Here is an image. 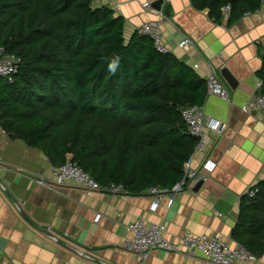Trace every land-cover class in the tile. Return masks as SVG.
<instances>
[{
  "label": "trees",
  "instance_id": "obj_1",
  "mask_svg": "<svg viewBox=\"0 0 264 264\" xmlns=\"http://www.w3.org/2000/svg\"><path fill=\"white\" fill-rule=\"evenodd\" d=\"M97 0H0V47L21 59L0 77V126L41 150L55 167L68 156L98 184L139 194L172 189L196 150L183 110L204 105L206 80ZM221 23L264 0H192ZM118 61L115 71L109 65ZM264 95L263 66L258 72ZM241 199L234 238L264 254V180Z\"/></svg>",
  "mask_w": 264,
  "mask_h": 264
},
{
  "label": "crops",
  "instance_id": "obj_2",
  "mask_svg": "<svg viewBox=\"0 0 264 264\" xmlns=\"http://www.w3.org/2000/svg\"><path fill=\"white\" fill-rule=\"evenodd\" d=\"M160 1L165 16L163 45L205 80L217 71L232 99L228 103L207 94L201 106L207 117L226 125L222 134L207 130L203 148L191 156L193 171L203 178L176 194L171 206L170 194H160L156 211L151 209L156 198L151 189L139 194L106 190L87 194L73 185L45 187L37 180L52 178L53 163L0 126V263L210 264L202 256L167 251H154L140 261L123 251L121 246L130 236L128 226L137 220L167 224L165 237L172 242L192 233L222 236L233 247L240 244L233 232L241 199L264 180V119L257 110L243 109L261 91L264 2L258 11L232 24L227 16L216 23L192 0H97L96 4L124 19L128 42L143 24L158 17L143 4L149 2L157 10ZM184 38L192 41L191 47H179ZM223 68L231 71L236 87L222 77ZM208 161L215 163L212 172L204 169ZM256 258L234 264H264V254Z\"/></svg>",
  "mask_w": 264,
  "mask_h": 264
},
{
  "label": "built area",
  "instance_id": "obj_3",
  "mask_svg": "<svg viewBox=\"0 0 264 264\" xmlns=\"http://www.w3.org/2000/svg\"><path fill=\"white\" fill-rule=\"evenodd\" d=\"M143 7L148 10H153L158 17L156 20L143 24L138 32L150 37L159 52L168 53L169 50L162 43V24L165 20V16L160 11L153 9L149 2H145ZM230 11V6L224 8V14L226 16H229ZM191 46L192 41L189 38H184L179 43V47L183 49ZM20 63L21 59L19 57L7 53L3 47H0V77L7 79L9 82H13L14 74L18 71ZM196 68H198L197 65ZM206 84L207 94L217 96L228 103L232 101L230 92L217 71H212L209 74L206 79ZM243 109L244 111L257 110L262 114L264 119V95L261 91L250 100ZM183 118L187 124L189 133L199 139V144L196 149L203 148L207 130L222 134L226 127L224 122L207 117L202 107L198 106L185 108L183 110ZM214 168L215 163L211 161L206 162L204 165V169L209 172H212ZM184 173L185 176L183 180L178 182L172 189H151L152 194L156 196L151 206L152 210L156 211L159 207L160 194H170L169 206H171L176 194L182 192L186 188L192 187V184L203 178L201 174L193 171L191 158L184 165ZM37 182L45 187H66L73 185L82 188L87 194L102 190H106L110 193L126 192L123 186L114 184L108 187L101 186L78 164L74 163L71 156L67 157L63 165L54 168L52 178H39ZM251 190L248 193L254 195L255 192ZM100 218L101 214H98L95 218V222H99ZM166 229L167 224L165 223H150L146 220L132 222L128 226L130 236L125 239L121 248L123 251L135 255L140 261H146L154 251L174 252L189 257L202 256L204 261L210 264H234L238 261L252 262L257 259L254 254L241 244L233 247L222 236L187 233L179 242H172L165 237Z\"/></svg>",
  "mask_w": 264,
  "mask_h": 264
},
{
  "label": "water",
  "instance_id": "obj_4",
  "mask_svg": "<svg viewBox=\"0 0 264 264\" xmlns=\"http://www.w3.org/2000/svg\"><path fill=\"white\" fill-rule=\"evenodd\" d=\"M160 3L162 4V1H160L158 4H156V9L161 11V6ZM166 13H168V10H166ZM222 77L226 80V82L232 87H236L237 85V81L235 79V77L233 76V74L231 73V71L228 68H223L221 71ZM202 184V182H199L195 188V190H197L200 185Z\"/></svg>",
  "mask_w": 264,
  "mask_h": 264
},
{
  "label": "clouds",
  "instance_id": "obj_5",
  "mask_svg": "<svg viewBox=\"0 0 264 264\" xmlns=\"http://www.w3.org/2000/svg\"><path fill=\"white\" fill-rule=\"evenodd\" d=\"M117 66H118V61L117 60H113L111 62V64L109 65L110 69L113 70V71L116 70Z\"/></svg>",
  "mask_w": 264,
  "mask_h": 264
}]
</instances>
